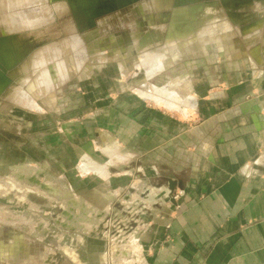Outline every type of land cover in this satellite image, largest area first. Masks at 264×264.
I'll return each instance as SVG.
<instances>
[{"label": "rangeland", "instance_id": "1", "mask_svg": "<svg viewBox=\"0 0 264 264\" xmlns=\"http://www.w3.org/2000/svg\"><path fill=\"white\" fill-rule=\"evenodd\" d=\"M131 1L135 0H0V45L14 54L8 66L0 56V264H28L32 258L25 256L34 250L38 256L35 264H51L52 258L57 260L53 264H59L55 254L62 259L60 264H125L117 256L124 255L123 250L117 249L133 251L131 237L143 241V232L152 233L163 222L170 227L172 214L181 209V198L174 200L173 195L185 189L176 186L170 194L161 187L169 185L167 178L164 173L155 175L150 161L147 164L152 166L147 169L140 167V160L133 159L130 164L118 161L110 168L112 179L116 178L110 186L106 172L86 175L78 168L81 157L97 159L101 155L96 130L115 131L117 116L138 115L140 99L154 106L155 98L145 95L154 96L155 86L184 77L193 64L194 59L183 53L161 73L145 71L135 39L149 36L157 28L162 33L168 24L162 26L161 17L168 18L182 9L167 27L166 45L160 49L161 58L167 56L171 50L167 48L168 36L177 26L184 33L188 30L184 26L189 19L183 13L190 10L186 7L191 3L173 0L160 8L167 0H136L132 7L119 10ZM210 1L214 3H207L215 4L220 17L238 19L236 24L243 20L242 3L255 7L254 15L242 16L244 22L257 15L261 6V0L256 4L252 0H225L226 11L217 1ZM83 14L86 25L82 24ZM103 14L118 17L117 23L100 19ZM216 19L219 22V16L211 27ZM234 27L238 25L232 23V31ZM183 35L173 47L178 41L191 39V35ZM155 41L145 50L160 45ZM172 59L170 56L166 61ZM8 78L11 80L3 89ZM83 128L89 136L84 150L90 155H83L78 147ZM109 145L104 136L103 150ZM97 149L100 151L94 152ZM134 180L153 185L155 191L158 187L170 198L162 203L130 202L128 193L137 192ZM108 207L107 213L96 212ZM91 225V229L86 227ZM21 235L37 242L26 238V249L15 243L17 239L13 241ZM103 253L107 254L105 262L100 260Z\"/></svg>", "mask_w": 264, "mask_h": 264}, {"label": "crops", "instance_id": "2", "mask_svg": "<svg viewBox=\"0 0 264 264\" xmlns=\"http://www.w3.org/2000/svg\"><path fill=\"white\" fill-rule=\"evenodd\" d=\"M135 1L119 10L132 7ZM213 1L228 10L221 0ZM249 4L240 5L242 16L251 12L254 15L255 7ZM181 10L168 18L161 17L159 23L169 26ZM105 15L100 19L106 17L112 25L117 23L118 17ZM81 16L82 24L86 25L84 14ZM218 16V12H211L204 28H209ZM220 16L213 28L210 26L209 30L195 33L189 40L178 41L167 56L161 58L160 55L152 63L143 59L145 71L156 73L180 59L183 53L194 60L184 77L174 78L181 80L155 86L154 96L145 95L155 98L154 106L140 99L138 115L117 116L115 131H95V136L100 137L97 148L101 149L97 159L84 150L89 138L84 128L78 134L81 137L78 147L83 155H90L81 157L78 165L83 174L106 172V183L110 186L116 179H112L110 168L118 161L130 164L135 159L140 160L142 169L149 168L151 163L155 175L164 173L167 179L180 182L185 189L180 199L181 209L172 214L170 227L166 228L163 222L152 233L143 232V241L131 237L130 241L135 243L133 251L117 249L123 250L124 255L118 253L117 256L125 264H264V0L257 15L247 18L246 22L242 16L240 24L234 22L238 19ZM74 17L79 26L78 17ZM98 19L96 17L99 23ZM231 22L238 25L234 31ZM167 27L161 29L163 40H151L154 33H150V37H135L141 59L144 58V48L141 50L144 41L161 42L155 49L148 50L163 49ZM170 56L173 59L167 62ZM145 63L155 69H148ZM104 136L110 143L105 151L102 148ZM133 186L137 192L128 193L126 198L130 202L142 200L152 204L170 198L165 197L162 189L155 187V191L153 185L138 180H134ZM161 187L170 190L167 185ZM99 210L107 213L110 207L96 212ZM86 227L91 229L93 225ZM26 238L37 242L26 235L14 236L13 241L17 239L15 243L27 249ZM44 246L53 254L51 248ZM34 254L35 250L25 256L32 258L28 264H35L34 257L38 256ZM106 259L107 254H101L100 260L105 262ZM51 262L57 260L52 258Z\"/></svg>", "mask_w": 264, "mask_h": 264}, {"label": "bare ground", "instance_id": "3", "mask_svg": "<svg viewBox=\"0 0 264 264\" xmlns=\"http://www.w3.org/2000/svg\"><path fill=\"white\" fill-rule=\"evenodd\" d=\"M159 1V0H158ZM172 0H167L166 3H164L163 5L160 6L161 7H166V6H169L171 4ZM180 3H186V2H190L192 4L190 10H186L183 14L184 16L189 19L188 20V23H186V25L184 26L185 29H188V30H184L186 33L179 31L181 28V26H177L173 32H172V35L168 36V43L170 42V44L167 46V48H173L172 46V43H175L177 39H179V36H184L183 34L187 35V36H192L193 34L198 33L200 31H204V30H209V28H204L206 25H208V19L211 12H215L217 13V11H215L216 9V6L215 4H211V3H214V2H211V3H207L208 1H201V0H179ZM217 3V2H216ZM219 3V2H218ZM151 5V4H150ZM153 5V4H152ZM220 5V3H219ZM218 5V6H219ZM215 15V14H214ZM220 16V14H219ZM207 20V21H206ZM169 27V26H168ZM201 28V29H200ZM167 31V30H166ZM178 31H179V36H178ZM154 33V37H150L151 40L152 39H160L161 40V36H162V33L161 32H158L157 30L152 32ZM151 36V35H150ZM153 36V35H152ZM159 37V38H157ZM147 38V37H146ZM176 38V39H175ZM186 38V37H185ZM188 38V37H187ZM148 39V38H147ZM150 40V41H151ZM165 41V40H164ZM145 42V41H144ZM167 43V44H168ZM148 46V42H145L144 44L142 43V47H141V50L146 47V45ZM11 47V46H9ZM8 49L7 47L4 48V45L3 43H1L0 45V56L4 59V62L7 64V63H10V58H12L14 56L13 54V50L10 52H7ZM145 49V48H144ZM142 50L144 53H142V55L144 56L143 59H145L148 63H152L154 62V60L157 59L158 56L162 55L160 52L161 50L159 49L158 50ZM23 50V49H22ZM5 51L7 53H5ZM165 53V52H164ZM148 63H145V64H148ZM8 65V64H7ZM27 65V64H26ZM25 65V67H26ZM148 65H151V64H148ZM17 117V116H16ZM36 180V179H35ZM37 181V180H36ZM171 190V189H170ZM103 213V212H102ZM95 215L97 216V218L99 217V214H96ZM102 216V215H101ZM96 218V219H97ZM102 218V217H101ZM101 220V219H100ZM92 224V223H91ZM54 256V255H53ZM56 257H59L58 259L60 260V256L55 254Z\"/></svg>", "mask_w": 264, "mask_h": 264}, {"label": "water", "instance_id": "4", "mask_svg": "<svg viewBox=\"0 0 264 264\" xmlns=\"http://www.w3.org/2000/svg\"><path fill=\"white\" fill-rule=\"evenodd\" d=\"M203 1V0H202ZM222 1V3H223V5H225V6H227V4L228 3H226L225 2V0H221ZM189 3V2H188ZM1 60V59H0ZM5 65H7L3 60H1ZM8 66V65H7ZM8 68V67H7ZM10 68V67H9ZM0 74H1V71H0ZM6 77L7 75H3V76H1V77ZM11 80V78H8V80H7V82H6V84L4 85V88L3 89H5L7 86H8V82ZM2 89V90H3ZM4 91V90H3ZM2 92V91H1ZM20 111H22V112H24V113H26V111H23V110H20ZM28 114H30V116H31V113H28ZM167 182H168V184L169 185H167L170 189H171V192L175 189V187L176 186H178V187H180V188H182L183 186H182V184H180V182H178V181H176V180H173V179H170V178H168L167 179ZM171 199H173L172 197H171Z\"/></svg>", "mask_w": 264, "mask_h": 264}, {"label": "built area", "instance_id": "5", "mask_svg": "<svg viewBox=\"0 0 264 264\" xmlns=\"http://www.w3.org/2000/svg\"><path fill=\"white\" fill-rule=\"evenodd\" d=\"M185 193V190L180 191L178 194L173 195L174 200L180 199Z\"/></svg>", "mask_w": 264, "mask_h": 264}, {"label": "flooded vegetation", "instance_id": "6", "mask_svg": "<svg viewBox=\"0 0 264 264\" xmlns=\"http://www.w3.org/2000/svg\"><path fill=\"white\" fill-rule=\"evenodd\" d=\"M203 1H210V0H203Z\"/></svg>", "mask_w": 264, "mask_h": 264}]
</instances>
